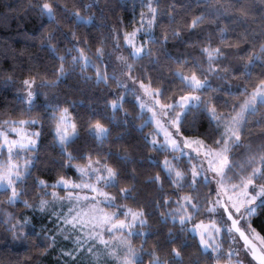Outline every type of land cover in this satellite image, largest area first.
I'll return each mask as SVG.
<instances>
[{
	"label": "snow or ice",
	"instance_id": "1",
	"mask_svg": "<svg viewBox=\"0 0 264 264\" xmlns=\"http://www.w3.org/2000/svg\"><path fill=\"white\" fill-rule=\"evenodd\" d=\"M160 4L161 0H141V6L147 12L140 13L139 26L133 27L130 32L120 33L111 26L98 22L106 17L104 8L96 0L84 7L90 9L95 5L99 10L98 16L81 15L78 10H70L61 5L59 0H35L34 3L29 0L28 10L47 18V23L55 26L52 31L41 33V47L52 53L58 63L50 69L45 66L40 71L35 66L30 67L28 74L20 81L22 94L16 97L24 106V111L17 118L7 112L3 114L7 118H0V195H6L8 204L21 202L26 208L41 212L57 202L71 205L67 212L52 213L56 216L58 231H67L68 228L80 231L75 247L67 253L68 256L81 250L89 256H96L94 248L98 241L105 254L114 256L118 264H146L144 255L150 257L147 264H202L205 258L210 264H221V260L225 258L227 264H244L240 253L234 248L229 247L226 251L223 249L221 241L227 237L246 249V256L250 254L257 264H264V236L257 233L250 222L258 209L264 210V132L260 133V143L257 144H245L242 139V136L252 135L250 123L264 127V111H261L264 108V8H257L246 0H233L227 6L214 3L213 0H197L199 14L180 24L172 12L177 10V4L184 7L182 0H175L170 5L172 11L165 9L161 12ZM58 11L63 19L74 23L77 28L89 26L109 29L106 39L96 41L95 59L85 51H91L92 48L87 39L77 37L75 30L64 32L63 25L57 19ZM253 13L259 15L254 16ZM209 18V26L215 24L214 32L219 34V39L214 43L212 35H205L200 41L203 45L199 50L200 56L208 67L205 69L201 60L196 58L191 61L182 57L175 58L178 66L167 65L168 72L183 87L179 88V94L170 96L171 85L175 81L159 83L166 79L159 67L161 59H172L165 45L169 39L183 40L182 30L195 33ZM165 19L169 22L170 30L157 37L154 29ZM257 22L258 30L252 27ZM238 28L244 30L237 32ZM230 32L236 36L231 42ZM138 34H142L144 39L138 40ZM121 37L127 56L115 54L120 49ZM107 39L112 41L111 51H106ZM64 40H68L72 47L65 46L64 54L61 55L58 45ZM240 43H246L247 48H239ZM155 45H160L156 48L160 55H154ZM236 53L243 54L239 56V64L232 59ZM258 64L261 73L253 80V71ZM88 69L92 70L93 75L88 74ZM209 74H214L223 83L213 90V96H202L198 93L212 89ZM73 75L79 76L85 83L92 82L98 89L97 95L103 93L101 99L105 108L112 111V115L106 119L113 127L127 129L131 120L140 118H133L124 111L126 93H132L142 114L145 111L150 113L139 128L142 130L152 124L154 131L143 137V144L138 143L135 147L154 149L164 155V159L148 157L150 164L158 167L160 172L147 178L146 184L155 186L156 193L150 200L145 196V203L157 210L164 208L163 212H159V218L165 224L171 220L174 225L180 226L181 234L185 231L194 234L198 254L188 253L187 259L185 258L181 249L186 252L192 247L187 242L182 243L179 248L171 246L180 238H173L171 230L163 244L157 242L161 249L166 245L171 246L164 256L156 250L145 252L143 247L137 249L133 246L129 237L144 235L142 229L148 226L146 214L142 209L133 210L127 205H118L116 196L105 190L116 188L122 199L131 198L140 203L139 196L144 193L138 192L135 185L120 187L121 177L137 179L134 169L121 164V161L131 162V157L126 151L104 148L105 142L112 135V128L99 119L83 121L87 134L92 139L84 138L83 144L74 146L81 139L77 122L70 118L68 108L50 104L47 93L40 91L41 88L55 89ZM237 75L246 78L250 87L249 83H245L236 86V91H233L230 78ZM110 81H114L124 94L112 90ZM4 83H14L12 76L9 75ZM101 84L104 89H99ZM217 91L222 95H215ZM237 92L241 94L239 102L229 103L225 99ZM41 95L46 97L39 106L44 113L43 119L52 126L55 147L59 148L60 158H52V167L49 169L58 171L53 183L33 176L36 167L34 162L39 157L30 155L37 151L41 135L37 126L43 127L39 113L34 115L36 98ZM144 97H150L148 103H144ZM222 100V107L227 109L224 112L218 110ZM193 109L197 113H193ZM121 111L124 115L117 121L116 113ZM190 113H193L191 120ZM199 113L207 116L209 127L198 136L185 135L196 130ZM258 113L260 115L257 117ZM95 114L93 112V116ZM253 117L257 118L253 121ZM123 139L124 133L118 132L115 141ZM209 140L211 144L207 142ZM90 144L94 146L90 148ZM241 147L245 152L237 160L233 150ZM105 153L107 157L113 158L116 167L101 162ZM94 155L98 158H94ZM77 159L86 163H72ZM68 168L75 169L78 174L76 179L59 174V171ZM165 184L170 186V193L164 191ZM57 188L64 194L57 192ZM133 193L138 195L134 196ZM25 196L35 197V200L30 203L28 199H23ZM101 204L118 211L107 212ZM7 215L10 220L14 219L10 213ZM120 216L124 218L121 219ZM201 216L204 218L198 219ZM28 223L27 217L15 224L9 223V242L26 249L32 245L43 254L47 248L32 243L31 237L35 233L25 231ZM190 224L191 227H188ZM105 230L108 232V239L104 237ZM117 233L120 235L116 236ZM47 239L51 241L54 237ZM254 239L259 240V245ZM241 240L242 245L239 243ZM47 247H51V243ZM213 253L217 255L214 256ZM249 264L252 262L249 261Z\"/></svg>",
	"mask_w": 264,
	"mask_h": 264
},
{
	"label": "trees",
	"instance_id": "2",
	"mask_svg": "<svg viewBox=\"0 0 264 264\" xmlns=\"http://www.w3.org/2000/svg\"><path fill=\"white\" fill-rule=\"evenodd\" d=\"M34 3L35 0H32ZM93 0H59V3L63 6H67L70 10H78L81 15L89 16L92 14L99 15L98 8L93 5L90 9H86L84 6L92 4ZM175 0H161L160 9L163 12L165 9L172 11L170 5L174 3ZM184 7L182 8L180 4H177V10L172 12L173 15L177 16V22L183 24L186 19H191L192 17L199 14V7L197 6V0H182ZM214 3H220L228 5L233 2V0H213ZM248 4H253L257 8H264V0H246ZM29 0H0V118H7L3 114L5 112L17 118L18 114L24 111V106L16 99L20 95L21 86L20 81L28 74V69L35 66L37 71L42 70L45 66L49 69L57 64L58 61L54 59V55L50 53L46 48L41 47L42 32H49L54 29V25H49L47 23V18L39 16L35 12L28 10ZM96 3L104 8L105 19L103 21H98L105 23L115 29L117 32L123 33L125 31L130 32L132 28L138 21L139 15V6L140 2L134 0H96ZM141 8V7H140ZM254 16H258L259 13H253ZM57 19L60 20L63 25L64 32H70L75 30L77 37H83L88 40L90 46H92L91 51L86 49V53L95 59V47L97 46L96 41L100 39H106L108 37V28L96 29L94 27L90 28L89 26H80L76 27L74 23L69 22L61 17V13L57 12ZM159 20V17H158ZM227 24V21L224 22ZM251 23V22H250ZM41 25H44L42 28ZM210 25V18L205 20L204 24L200 25L195 33H190L187 30H182L181 35L183 40L169 39L165 45L166 50L171 54L172 59H161L160 70L163 71L166 75V79L159 81L160 84H167L168 80H174L175 82L171 85L172 91L169 92V95L179 94V88H182L183 85L180 84V81L170 75L168 72L167 65H172L173 67L178 66L175 63V58L182 57L191 61L193 58L201 60L202 66L206 69L207 64L203 63V59L200 56V48L203 46L200 41H202L205 35H212L213 42L215 43L219 39V34L214 32L215 24ZM253 28L259 29V23L252 25ZM169 22L165 19L160 21L154 29V32L157 37L161 35L162 32H168ZM243 28L236 29L237 32L243 31ZM91 33V34H90ZM93 37L96 39L94 40ZM189 37L191 39L189 40ZM236 36L231 35L229 40L234 41ZM184 41H188L185 43ZM195 41V43L193 42ZM120 49L115 54L118 53L121 55L127 56V50L124 47L123 39H120ZM55 43V41H54ZM72 47L68 40H64L62 44L58 45V50L60 54L63 55L64 47ZM83 46V45H81ZM160 45L153 46L154 55H160L156 52V48ZM239 48H247L246 43H240ZM113 50V44L111 39H107L106 51ZM258 51V48L256 49ZM243 55L242 53H236L232 58L235 63L239 64V56ZM145 63V62H138ZM67 67V65H66ZM78 71V70H77ZM88 74L93 75L92 70L88 69ZM111 71V69H110ZM151 72L152 69H149ZM187 72V69H185ZM261 73L259 64L253 71L252 79L256 80ZM199 74V73H198ZM11 75L14 83L5 84L4 81L7 77ZM208 79L212 84V89L206 90L202 93V96H213L214 89H217V85L223 83L220 81L214 74H209ZM233 85V91H236V86L249 83L246 78L237 75L235 78H230ZM147 82V81H146ZM40 81L37 79V84ZM112 90L121 91L117 88V85L114 81L109 82ZM71 85V87H70ZM156 86V85H154ZM99 89H104V85L101 84ZM41 92L47 93V101L50 104H59L61 107H66L69 110L70 118L77 122V127L79 130V136L81 139H78L74 146H79L84 143V138L91 140L92 138L88 136L86 126L83 121L87 119H99L102 123L108 124L112 128V135L108 141L105 142L104 148H111L112 151H126L131 157V162L121 161V164L125 165L129 169H134L137 179L123 178L120 180V187H130L135 185L138 192H143L144 195L139 196L140 203H137L136 200L131 198L122 199L117 192L116 188H107V190L116 196V203L118 205H127L128 208L132 209H142L146 214V219L148 226L143 228L144 235L141 236H131L129 239L133 246L137 249L143 247L145 252L156 250L158 254L164 256L168 247L175 246L180 247L182 243L187 242L192 245L185 252L184 249H181L182 253L187 259L188 253H197L198 250L195 247L196 239L194 234L187 231L182 234L179 231V225H174L171 220L165 224L159 218V212H163L164 208L155 209L150 204L145 203V196L150 200L153 195L156 193L155 186H149L146 184L147 178L153 175L156 172H160L158 167H154L150 164L148 157L154 156L158 159L163 160L164 155L156 152L151 148H136L135 146L143 144V137L153 133L154 126L148 124L142 130L139 128L147 119L148 115L146 111L142 114L140 112L138 103L135 102V97L132 93L122 94L125 95L124 101V111H127L129 115L133 118L139 116V119H133L128 125V128L123 127L116 128L109 124L106 117L112 115L111 109H106L103 99L100 95H97L98 89L92 84V82L85 83L77 75L69 77L65 83L60 84L55 89L41 88ZM242 92V89H241ZM215 95H222L220 92H216ZM114 97H109L113 99ZM46 97L41 95L36 98V108L34 109V115L39 113L43 127H39L40 137L37 144V151L33 152L34 156H38L39 159L35 161L36 167L33 170V176L37 178H42L47 180L49 183H53L57 178L58 171L49 169L51 166V159H59V148L55 147L54 142V131L51 125L43 119V111L40 109V105L44 103ZM229 103L239 102L241 100L240 92H237L236 95L232 97H225ZM224 101H220L218 110L221 112L227 111L226 108L222 107ZM264 111V108L261 109ZM95 112V116H93ZM193 113H197L196 109H193ZM193 113L189 114V119H192ZM124 112H117L116 119L117 121L121 120ZM260 113L257 114V117ZM257 117H253L254 121ZM209 127V121L206 115L199 113L197 128L193 132H187L185 135L198 136L201 132ZM250 129L252 132L251 136L245 135L242 136L245 144L252 142L253 144L260 143L258 137L261 132H264V127H257L254 123H250ZM124 133V139L121 141H115L116 134ZM130 133V135L128 134ZM211 144V141H207ZM94 145L90 144L89 147ZM72 148H69L71 151ZM236 153L235 159L240 160L242 153L245 152L243 147L234 149ZM166 155V154H165ZM23 157V154H22ZM21 157V158H22ZM94 158H98L94 155ZM143 161V163H141ZM101 162H107L110 166L116 167L113 162L112 157H107L106 153ZM72 163H86L84 160L77 159ZM59 174L77 178V173L74 168L64 169L59 171ZM163 176V173H161ZM259 183V181H258ZM61 191V189H59ZM165 192H171V188L168 184L164 185ZM206 191V190H205ZM134 196H137L138 193H133ZM23 199H28L30 203L35 200V197L25 196ZM157 199L159 197L157 196ZM6 195H0V264H46L48 258L52 257V252L50 247L47 245L51 242L47 239L50 237L47 231L41 229L42 224L45 223L47 217L41 218V214L35 212L33 209L26 208L23 203L17 202L15 204L6 203ZM107 209L118 210L116 208L109 207L105 205ZM173 207H175L173 205ZM11 214L14 219H9L7 214ZM28 218V227L25 231H31L35 233L31 237L32 243L34 245H39L41 248H47V251L40 254L36 247L29 245L26 249L21 247L18 244L9 242L11 237V232L8 230L9 223H17L23 221L24 218ZM204 217H198V219H203ZM43 221V222H42ZM195 221H193L194 223ZM251 225L256 229L257 232L261 233L264 236V210L258 209L257 213L251 218ZM188 225V227H190ZM169 230H171L173 238L179 236L180 238L176 240L174 245H166L164 249H161L160 244H163L166 239L169 237ZM41 241H44L41 244ZM160 242L158 244L157 242ZM223 249L226 250L230 244V241L227 237L224 238ZM50 250V251H49ZM213 255H217L213 253ZM150 259L147 255H144V260L147 264V261ZM226 260L222 259L221 261ZM202 264H210L206 258L202 260Z\"/></svg>",
	"mask_w": 264,
	"mask_h": 264
},
{
	"label": "rangeland",
	"instance_id": "3",
	"mask_svg": "<svg viewBox=\"0 0 264 264\" xmlns=\"http://www.w3.org/2000/svg\"><path fill=\"white\" fill-rule=\"evenodd\" d=\"M134 1H138L141 3V0H134ZM138 10H139L138 21L134 27L139 26L138 22L140 19V13L142 11L145 13L147 12V9L143 8L141 5L139 6ZM137 39L143 40L144 37L142 34H138ZM117 55H120V54L118 53ZM129 84H131V82H129ZM21 94H22V90L20 91V95ZM198 94L202 95V93H198ZM143 100H144V103H148V101L150 100V97H144ZM146 113L149 117L150 113H148L147 111H146ZM30 155H34V153H31ZM177 155H179V153H177ZM195 162L196 161H193V163H195ZM77 164H84V163H77ZM59 189L60 188H57L56 191L60 192V194L63 195L64 194L63 191H60ZM105 190L108 191L107 189H105ZM105 205L106 204H101L100 206L102 208H104L105 211H107V212H113L114 211L111 209H107ZM69 207H71V205H68L67 203L57 202L55 205H50L43 212H41L39 210H34L35 212L41 214V218L47 217L45 223L42 224L41 229H43L44 231H47L46 233H48L50 235V237H54V240H51V242H50L51 243L50 250L52 252V257L47 259L46 264H118V261L114 256H110V255L105 254V250H104L103 246L99 245L98 241L95 242V248H94V251L96 252V256H89V254H87L83 250H81V252L74 253L72 256L67 255L68 252H71L74 249L76 239L80 235V231H79V229L73 231L71 228H68L67 231H63V230L58 231L57 230L56 216L52 215V213L67 212V209ZM133 210H137V209H133ZM115 211H118V210H115ZM119 218L123 219L124 217L120 216ZM257 233H259V232H257ZM259 234L261 236H263L261 233H259ZM115 235L119 236L120 234L117 233ZM104 237H105V239L109 238L108 232L106 230L104 231ZM228 239L230 241L228 248L232 247L236 251H238L240 253L241 259L244 261V264H249V261H251L252 264H257V262L251 257L250 254H248L247 256L245 255L246 249H243L239 245L233 243L231 238H228ZM254 241L259 245V240L254 239ZM112 242L114 243V241H112ZM221 243H222V245H224L222 241H221ZM239 243H240V245H242L243 244L242 240ZM221 264H227V261L223 260V261H221Z\"/></svg>",
	"mask_w": 264,
	"mask_h": 264
},
{
	"label": "water",
	"instance_id": "4",
	"mask_svg": "<svg viewBox=\"0 0 264 264\" xmlns=\"http://www.w3.org/2000/svg\"><path fill=\"white\" fill-rule=\"evenodd\" d=\"M243 242V241H242ZM255 242V241H254ZM256 243V242H255Z\"/></svg>",
	"mask_w": 264,
	"mask_h": 264
}]
</instances>
